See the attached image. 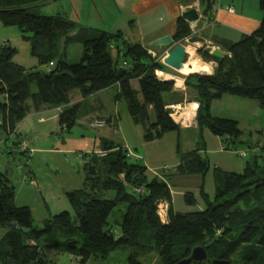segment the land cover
Instances as JSON below:
<instances>
[{
    "label": "trees",
    "instance_id": "trees-1",
    "mask_svg": "<svg viewBox=\"0 0 264 264\" xmlns=\"http://www.w3.org/2000/svg\"><path fill=\"white\" fill-rule=\"evenodd\" d=\"M45 1L50 0H0L1 24L30 34L26 40L31 55L39 61V67L26 68L13 62L16 48L0 47V132L11 136L32 112L63 108L59 125L70 134L78 119L89 112H83L84 101L114 85L120 87L115 100L126 102L133 123L143 128L146 142L182 129L170 117L168 107L183 104L185 94L175 90L174 81L156 76L157 70L170 74L172 70L163 64L162 56L151 53L155 47L131 42L121 31L101 30L61 16L35 15L27 8ZM194 1L180 0L183 5ZM198 1L203 20L212 19L219 0ZM259 7L263 18L257 30L238 42L214 41L227 53L223 59L214 57L210 49L201 51L205 61L217 64L213 74L194 73L184 79L190 101L199 104L196 121L200 133L208 129L222 139L228 151L231 144L245 142L244 131L237 120L213 117V102L231 96L264 107V0H259ZM192 34L190 23L180 15L174 43L181 44ZM75 44L82 46L81 62L76 64L68 60V50ZM120 68L125 72L118 76ZM132 81L138 82V90ZM19 143L13 140L8 154H26L19 150ZM201 143L186 153L178 144L177 174L207 176L211 165L201 154V145H206L203 137ZM257 147L243 173L214 169V200L202 183L204 207L176 212L168 182L160 174L148 172L130 155L135 154L130 148L104 140L99 151L80 155L85 159L83 188L66 193L75 216L61 212L44 220L41 229L35 228L30 207L16 205V187L0 172V264H55L52 253L69 254L80 264H89L118 249L129 250L128 264H142L140 259L153 252L160 264H178L198 246L207 249L209 260L195 264H212L216 259L229 264H264V146ZM28 178L30 183L36 181L34 174ZM112 192L115 197L107 198ZM184 198L186 205L198 206L200 199L193 192L185 193ZM162 200L170 204L165 222L158 212ZM121 203L127 208L116 222L118 229H113L109 219ZM236 254L238 259L233 260Z\"/></svg>",
    "mask_w": 264,
    "mask_h": 264
},
{
    "label": "rangeland",
    "instance_id": "rangeland-1",
    "mask_svg": "<svg viewBox=\"0 0 264 264\" xmlns=\"http://www.w3.org/2000/svg\"><path fill=\"white\" fill-rule=\"evenodd\" d=\"M235 1L239 4L242 3V0ZM245 3L243 9L245 13L252 16H255L254 13L256 12L263 14L259 7V0H246ZM179 4L183 9L195 7L201 13V3L198 0L192 2L190 5H183L179 0ZM219 4L220 0L216 5L217 8ZM239 4H235L237 9L241 7ZM142 7L144 6L140 0H50L27 6L30 13L35 15L61 16L68 21H74L78 24L101 30L110 29L111 24L114 23L117 31L120 29L121 32L126 34L131 32L128 26L129 22L135 20L130 22L132 26L134 22L137 23L139 17L137 12L138 10L143 11ZM157 9L158 7L152 4L150 8H144L143 14L145 16L147 12H154ZM191 29L196 34L200 31L198 27H192ZM27 37H30V34H24L16 27H5L0 22V47L9 45L17 49V54L13 58L14 63L26 68L39 67L38 58L31 55L30 42L26 40ZM211 46L209 43H196L192 44V49H194L196 58L199 61L207 63L203 59L201 51L207 49L212 51ZM213 47L219 49L215 46ZM81 50V45H72L68 50V60L74 64L81 62ZM151 53L154 56L157 54L162 56V61L167 55L162 54V52H155L154 54L152 51ZM113 57L117 59L115 51L113 52ZM189 58L190 55L187 54L185 64L191 62L192 59L189 60ZM202 63L197 62L200 66L211 67L210 73L193 72L189 74H213L217 68L216 63L212 65ZM186 67H189V69L193 68L191 64L186 65ZM171 75L181 77L182 79L186 77L173 70ZM177 88L178 90L183 88L181 93L185 94L186 98L181 105L192 109L191 105H194L196 102L190 101L191 94L187 93L186 86L179 88L175 82V89ZM36 90L37 87L34 84L32 91L35 92ZM119 90L120 88L114 85L88 98L84 103L83 112L88 111L90 108L92 110L78 119V125L70 134L62 132L59 125L58 117L63 108L45 109L36 113L32 112L29 115L30 117L26 118L28 120L25 125L23 124L24 127L18 129L14 135L6 136L5 133L0 132V172L6 174L16 187V205L18 207L28 206L32 210L35 228L41 229L44 220L53 218L64 211H68L75 216L67 200L66 193L83 188L84 171L82 162L85 160L82 158L83 154L95 150L99 151L102 137H106L107 140L124 146L126 142L127 147L133 150V152L137 154L143 153L140 147L141 144H139L142 142V127H137L133 124L126 102L124 100L118 102L115 100V96L119 93ZM212 106L211 113L213 117L234 119L240 123V128L244 131L242 141H245L244 143L231 144L230 150L224 151L225 154L223 155L208 154L206 156L201 151L202 156L211 165V169L207 174L205 191L211 200H214V163H217V159H220L223 169L241 174L244 172L247 160L250 159L252 154L256 153L257 146H264V107H261L255 101L240 100L234 97L230 99L229 97H225L222 101L214 102ZM117 115L120 116V120H118L120 121L119 124L117 121L116 124L108 120L112 118L115 121L114 118ZM196 120V118L195 120L190 119L189 123L186 124L190 125V128H193L197 124ZM100 122H103V127L99 125L101 124ZM183 127L187 128L186 126ZM197 135L198 133L194 130L181 131L180 147L182 153L193 151L199 147L197 146L199 142ZM122 137L125 138L124 143ZM13 140H19V150L24 151L26 154L30 155L32 152L34 153V148L37 152L33 157H27L25 156L26 154L23 155L19 151L14 155H10L8 154V145ZM152 143L147 145L149 155L153 154L152 157L156 159V153L160 149L164 150L166 157L168 155L166 160L162 161L163 164L165 163L169 167H173L180 160V156L177 153V132L170 133L161 142L152 141ZM25 144L27 149H24ZM241 152H246L248 156L246 158L239 156ZM159 173L162 174L163 171L160 170ZM30 174H34L35 176V185L29 182L28 176ZM172 174V176H178L177 172H173ZM162 178L164 177L162 176ZM170 181L174 185L172 177ZM173 191V204L176 211L193 212L201 209L198 206L191 207L186 205L184 195L187 192L180 194L179 192H182V190H176L175 186ZM106 197L112 199L115 197V193H109ZM196 198L200 199L199 201L202 205L199 192ZM169 205L168 202V208ZM126 208V203L118 205L109 219L111 228L118 229L116 222L122 220ZM26 233V230L21 233L23 238L26 237ZM128 256L129 250L118 249L106 259L93 258L89 264H128ZM51 257L56 260L55 264H80L69 254L57 255L52 253ZM235 259H238V254L233 257V260ZM140 261L142 264H160L159 256L155 252L141 258Z\"/></svg>",
    "mask_w": 264,
    "mask_h": 264
},
{
    "label": "crops",
    "instance_id": "crops-1",
    "mask_svg": "<svg viewBox=\"0 0 264 264\" xmlns=\"http://www.w3.org/2000/svg\"><path fill=\"white\" fill-rule=\"evenodd\" d=\"M245 1L246 0H242V3L239 4L235 0H220V4L218 5V8L215 7V9L212 13V19L203 20L202 14L200 13L201 14L200 21L197 23H194V24H190V26H191V28L192 27H198L200 31H198L197 35L204 37L206 39V43L207 44L209 43L212 45L211 49H213V50L215 49L213 46L221 49V51L223 52V54L225 56L227 53L221 47L216 46L214 41L215 40H225V41H230V42H238L242 39V37L244 35L251 34L255 30H257L258 27L260 26L261 20L263 18V14L261 12L254 13L255 16H252V15L245 13L243 10L245 7V4H246ZM140 2L144 6V7H142L143 11H144V8H146V7L150 8L152 4L155 7H158V9H157V11H154V12H147L145 16L143 14V11L138 10L137 13L139 14V17H138L137 23L134 22V24L132 26L130 22L135 21V20H131L129 22V25H128L130 27L131 32L128 34L124 33V35H125L127 40H129L131 42H139L143 46H151V44L154 41H156L160 38H163L165 36H172L173 37L175 30H176V23H175L176 17L182 15V13L189 8L188 7V8L183 9L182 6L179 4V0H148V1L140 0ZM235 4H237V5L239 4V6H241L240 9H237L236 8L237 6ZM139 12H141V13H139ZM104 30L110 31V32H116L117 28L115 27V24L112 23L110 29H104ZM118 31H120V29ZM192 48H193L192 46H189L187 49V53L190 55L189 60L192 58H195L197 60V62L202 63L201 61H199L196 58L194 49H192ZM170 51H171V49L168 47H157V49L155 50V52H159V53L162 52V54H168ZM155 52H153V53L155 54ZM214 63L215 62H207V63H202V64L212 65ZM188 64H190V62H188L187 64H184L181 68H188L189 69V67H186V65H188ZM181 68L179 69V74H182L184 76L190 75L189 73H185L184 71H182ZM169 69L172 70L171 68H169ZM164 76L167 80L174 79V82H177L176 85L179 88H182L183 86H185L184 79H182L181 77L171 75L170 73H165ZM131 84H132L134 89H137V90L139 89V85H138L137 81H132ZM117 87H119V85H117ZM175 90L177 92L181 93L183 91V88L181 90H178V88ZM227 97H229V99L233 98L231 96H227ZM222 100H219V101H222ZM240 100H243V99H240ZM86 101L87 100H85L84 103ZM193 106L194 105H191L192 109H188V108L185 109V111L187 113L186 115L188 116V118H192V114L194 112ZM212 109H213V106H212ZM91 110L92 109L90 108L89 112H91ZM194 116H195V113H194ZM114 119H115V121L112 118H110L108 120H111V122H114V123H116V121H117V123L119 124L120 121H118V120H120V116L117 115L116 118H114ZM27 120L25 119L23 122H21L19 124L20 125L19 129L24 127L23 124L25 125ZM135 126L140 127L139 125H135ZM181 128L182 129L179 132H177L178 133L179 147H180V142H181V139H180L181 138L180 137L181 131L187 132V131L194 130L198 133L197 136L199 138V142H198L197 146H200L199 144H202L201 143V137H203V140L205 141L206 145H201V147L203 148V152L206 154V156L208 154L223 155V154H225L224 151H228L225 149V144L223 143L222 139L214 136L208 129H206L202 133H200L198 125H196L193 128H190V127L184 128L182 126H181ZM22 131L24 133L23 129H22ZM142 135H144L143 128H142ZM168 135L169 134H167L161 140H156L153 142H161V141L165 140L166 137H168ZM123 138L124 137H122V140L124 143L125 138L124 139ZM104 140H107L106 137L101 138L100 147H101L102 142ZM124 144H126L125 146L127 147V143L125 142ZM139 144H141L140 147L142 148L143 153H138V154L135 153L139 157L138 160L148 168V172H150L151 174L154 172H157L158 174H160L159 173L160 170L163 171V173L160 174V176H163L166 179V181L168 182V184L170 185L172 197H173V193H174V191H173L174 186H175L176 190H179V189L182 190V192L178 191L180 194H184L185 192H193L195 195H197L199 192V195H200L201 184L204 183V188H205L206 182H207L206 181L207 176L205 178H202L199 175H179L178 174V176L177 175L172 176L173 172L174 173L177 172L176 168L179 164V161L173 167H169L165 163L164 164L162 163V161H165L166 158L168 157V155L166 157L164 150L160 149V151H158L156 153V159H155L154 157H152L153 154L149 155V152L147 149V147H148L147 145L153 144L152 142H149V143L146 142L142 136V142H140ZM178 144H177V148H178ZM180 149H181V147H180ZM34 150H35V152H34V154H35L37 152V150L35 148H34ZM257 150H258V147L256 148V152H257ZM177 153H178V151H177ZM214 164H215L214 169L220 168L226 172H234L231 170L223 169V166L221 165L220 159H217V163H214ZM165 167H167V169H164ZM171 177H172L174 185L171 184V181H170ZM180 179H184V180H180ZM202 205H201V202L199 201L198 207L203 208L204 205L203 206ZM172 207H173L174 211H176L174 208V204ZM176 212H178V211H176Z\"/></svg>",
    "mask_w": 264,
    "mask_h": 264
},
{
    "label": "water",
    "instance_id": "water-1",
    "mask_svg": "<svg viewBox=\"0 0 264 264\" xmlns=\"http://www.w3.org/2000/svg\"><path fill=\"white\" fill-rule=\"evenodd\" d=\"M183 18L189 22L190 24H194L198 22L201 18L200 11L195 8H189L182 13ZM190 44H205L206 39L200 35H195L191 37L188 41ZM151 46L153 47H168L171 51L166 55L163 59V64L167 67L171 68L173 71L179 73V69L184 65V62L187 58L186 46L183 44H175L172 36H165L154 41ZM211 54L218 58L223 59L224 54L220 49H215L211 52ZM125 72L124 68H120L118 71V76H121ZM54 71L47 74V78L51 77ZM174 81V79H172ZM15 225H13V228ZM209 260L207 249L203 246H198L194 248L191 252V255L180 261L178 264H195L201 262H207ZM212 264H229L227 260L216 259L213 260Z\"/></svg>",
    "mask_w": 264,
    "mask_h": 264
},
{
    "label": "built area",
    "instance_id": "built-area-1",
    "mask_svg": "<svg viewBox=\"0 0 264 264\" xmlns=\"http://www.w3.org/2000/svg\"><path fill=\"white\" fill-rule=\"evenodd\" d=\"M189 9V8H188ZM197 35L196 33H193L190 37L186 38L185 39V42L181 43L183 45L186 46V52H187V49L189 46H192V44H190L188 41L191 37ZM196 44V43H195ZM213 51V50H212ZM210 51V52H212ZM188 54V53H187ZM126 65V64H125ZM164 72L161 71V70H157L156 71V76L161 79V80H167L164 76ZM187 77V76H186ZM194 105H196V109H195V116L193 117V119L195 120L196 118V113H197V110L199 108V104L198 103H195ZM171 111L170 113V117L173 119V121L179 125H181L182 127L183 126H186L187 128L190 127V125L186 124V123H189V120L185 117V109H187V107H183L181 104L179 105H172V106H169L168 107ZM192 119V120H193ZM193 122V121H192ZM101 124H99L100 126L103 127L104 124H102L103 122H100ZM197 125V124H196ZM15 134V133H14ZM13 134V135H14ZM24 149H27L26 148V144H25V148ZM33 153V152H32ZM130 155L134 158V159H137L138 160V156L136 154H133L132 152H130ZM239 156L243 157V158H246L248 156V154L246 152H241L239 153ZM164 169H167V167H165ZM154 174L158 175L157 172H154ZM32 184H36V181H31ZM158 212H159V215L162 219L163 222H165L167 220V216H168V201H165V200H162L160 201L159 205H158ZM164 214V215H163Z\"/></svg>",
    "mask_w": 264,
    "mask_h": 264
},
{
    "label": "bare ground",
    "instance_id": "bare-ground-1",
    "mask_svg": "<svg viewBox=\"0 0 264 264\" xmlns=\"http://www.w3.org/2000/svg\"><path fill=\"white\" fill-rule=\"evenodd\" d=\"M185 64V62H184ZM190 64L192 65V69H188V68H181L182 71H184L185 73H193V72H199V73H210L211 72V67L209 66H200L197 64L195 58H192ZM177 83V82H176ZM196 109V105L193 106V110ZM194 113L195 111L193 112L192 114V118L194 117ZM186 111H185V117L188 119V116L186 115ZM192 118H190L192 120ZM188 119V120H190Z\"/></svg>",
    "mask_w": 264,
    "mask_h": 264
}]
</instances>
